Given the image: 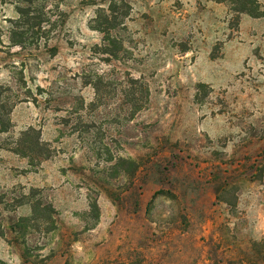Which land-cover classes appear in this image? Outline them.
Returning a JSON list of instances; mask_svg holds the SVG:
<instances>
[{"label":"rangeland","instance_id":"374dc122","mask_svg":"<svg viewBox=\"0 0 264 264\" xmlns=\"http://www.w3.org/2000/svg\"><path fill=\"white\" fill-rule=\"evenodd\" d=\"M0 264H264V0H0Z\"/></svg>","mask_w":264,"mask_h":264}]
</instances>
